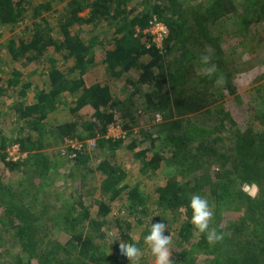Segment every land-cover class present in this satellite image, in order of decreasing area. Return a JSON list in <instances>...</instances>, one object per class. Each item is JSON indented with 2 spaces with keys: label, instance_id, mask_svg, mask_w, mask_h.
Segmentation results:
<instances>
[{
  "label": "trees",
  "instance_id": "16d2710c",
  "mask_svg": "<svg viewBox=\"0 0 264 264\" xmlns=\"http://www.w3.org/2000/svg\"><path fill=\"white\" fill-rule=\"evenodd\" d=\"M231 13L237 16L242 33L252 18L261 22L264 33V0H242L240 7L235 0H0V35L7 29L4 44L10 61L33 65L28 74L40 77L32 82L0 56V149L16 144L26 153L24 160L12 161L0 150V161L9 168L31 166L40 184L46 182L51 168L81 164L86 166L85 173L104 175L111 190L107 200L93 201L85 199L92 192L78 193L69 205H59L64 211L55 220L59 219L56 225L65 237L51 239L41 232L43 223L37 222L30 207L0 178V221H7L15 237L13 245L19 248L11 256L0 249V264H126L119 257L120 242L141 247L131 228L135 226L142 238L158 221L165 222L166 228L177 221V240L184 241L197 232L191 223L190 200L193 195L203 196V183L210 184L207 196L216 197L213 220L205 233H197L195 242L175 257L177 264H196L195 253L199 252L209 254L203 258L204 264H264V111L254 114L246 129L223 128L228 135L213 137L215 131L224 130L193 125L188 117L223 96L217 94V88L211 90L213 82H224L228 93L236 92L231 73L225 71L222 49L215 52L191 44L197 36L194 32L200 31L214 48L218 40L211 35L214 24ZM154 17L167 28L160 47L147 30ZM255 44H264V34ZM171 50L185 58V63L169 59ZM198 53L210 55L220 75L208 76L205 71L199 75V60L187 57ZM95 66L103 73L87 82L85 75ZM197 77L212 83L181 91L185 81ZM117 80L123 99L112 88ZM262 96L257 93L253 99ZM60 105L68 106L69 119L45 123L46 114ZM133 107L162 116L165 133L150 134L148 147L140 148L141 141L129 131L139 118ZM10 116L16 122L13 133L6 126L3 131L1 125ZM188 123L191 125L186 126ZM113 124L126 133L107 136L108 126ZM82 132L84 136H80ZM199 136L200 141H194ZM48 137L59 142L94 138L101 155L90 169L92 157L80 147H68L63 154L43 151L50 144ZM119 148L131 151L139 163L141 177L133 184L125 182L127 173L112 159ZM55 155L56 160L51 158ZM162 161L172 174L162 184L148 187L143 178H153ZM213 165L216 171L210 177ZM244 182L256 185L254 195L243 189ZM56 192L58 195L59 190ZM121 192L130 203L126 216L114 220L116 231L110 235L115 234V241L110 244L102 227L113 198ZM226 208L235 210L237 218L220 227ZM213 229L222 238L210 244L207 232Z\"/></svg>",
  "mask_w": 264,
  "mask_h": 264
},
{
  "label": "rangeland",
  "instance_id": "374dc122",
  "mask_svg": "<svg viewBox=\"0 0 264 264\" xmlns=\"http://www.w3.org/2000/svg\"><path fill=\"white\" fill-rule=\"evenodd\" d=\"M32 1L35 3L38 2V0ZM235 1L236 5L240 7V4H242V0ZM236 17L237 16L234 13H231L228 17L217 20V22L214 24L215 27L214 30H212L214 33L211 32V35L213 38L218 37L214 48L208 41L206 42V39L202 37V34V36L200 35V31L194 32V35H197L195 40H191V44L194 48H198V44H201L215 52L218 51V49H222V51L224 52V58L227 62L225 71H229V73H231L232 82L236 87V92L234 94L228 93L224 88V86H226L223 85L224 82H213V84H211V90L214 91V89L217 88V94L220 95L221 93H223V96L218 97L217 102L209 104L207 108L199 112L189 114L188 117L193 125H200L209 128L215 126L222 129L226 128L227 130H234L238 126L243 130L249 126V124L251 123V118H254V114H259L264 111V87L261 86L264 85V44H260L257 46L255 44L259 39V36L264 34L261 26L262 24L261 22H256V20L254 21V18H252L250 24H248L249 28H247V31L244 32L246 35L245 37H243L244 33L239 30L240 22L236 19ZM234 24H236V26ZM205 31L209 33V31H207L206 29ZM8 35L9 34L7 29H5L3 35H0V56L3 60L9 63L11 67H17L18 69H21L25 74H27V76L29 75L28 78L31 79L32 82L36 83L40 78L39 75L36 73L28 74L32 70L33 65L21 64V62L19 61L12 63L10 61L9 54L5 51L6 48L4 44V42L8 38ZM213 55L215 56V54ZM178 56L180 57V59ZM201 56L202 54L199 55V53L196 56L194 54L187 56L190 59L194 57L195 59L199 60L197 62L199 66L201 64L200 69H197V73L199 75L200 73L205 71L204 64L202 62L200 63ZM168 57L175 63H185V58H181V55H179V53L176 54L172 52V50L168 54ZM212 63L213 62L211 61V64ZM102 73L103 70L99 66L93 67V69L88 71L85 75L87 82H91L94 79L100 78ZM213 74L220 75L219 68ZM204 79L205 78L197 77V79H190L193 80L191 82L185 81L183 83L184 85L182 86L183 89H181V91H188L193 87H197V89L199 90L201 89V84L208 85L209 82L212 83L209 79ZM112 85L114 93L120 99H123L125 95L122 94L120 88V80L114 81ZM255 87H259V89L261 90L257 91ZM257 93L263 94L260 100L253 99L254 95ZM241 94H243V96H241L239 100L236 99V95ZM132 109L139 114V118L137 124L129 129V131L132 135L137 137L139 141H141V143L139 144L140 148L148 147L150 144V139L148 136L150 134L156 136V133H160V135L162 136L165 133L162 125V116L155 112L144 113L140 108L133 107ZM89 113L90 111L87 110L84 114L87 115ZM69 117L70 114L68 112V106L60 105L55 110L49 111L46 114L44 121L45 123L52 124L68 120ZM119 118L120 117H118V121L121 122V119L119 120ZM2 120L6 121L5 123L3 121L1 123V125L3 126L2 130L4 131V126H6L7 130L10 133H13L12 129H14L16 126L14 118L10 116L9 118H3ZM188 125L191 124L188 123L186 126ZM106 133L107 136L117 137L124 135L126 133V130L121 129L119 124H113L108 126ZM223 133L228 135L226 130L215 131L211 137L215 135L221 136L223 135ZM84 134L85 133L82 132L80 136H84ZM200 139L201 137L199 136L198 139L195 138L194 141H200ZM61 141L62 142H59L55 138L48 137L46 142L50 144L45 146L43 151L51 154L59 150L63 154L69 151V149H67L68 147H80L82 149V152H86L92 157V163L89 167L90 169L94 167L95 162L101 155V150L96 147L94 138H71L63 139ZM159 141L160 139L156 140L155 143L157 144L159 143ZM0 150L6 153V159H12V161H22L26 158V153L20 150L16 144L8 145L4 149ZM51 158L56 160L58 157L55 155ZM64 159L66 160L67 158L63 157V160ZM112 159L114 160V163L116 165H119L127 173L125 182L133 184V182L140 179L141 175L139 171V163L137 160H135V157L131 151H126L119 148L114 153V156H112ZM67 163L69 164V162ZM84 167L86 166L79 164L76 166L72 165L68 168H51L52 170H49V177L46 179V182L41 181L40 184L39 179L37 175L32 171L31 166L26 167L25 165H20L15 168H9L7 165H5V163L0 161V178L5 185L9 186L7 188L15 194V197L21 198L22 201L30 207V210L34 214L37 222L43 223L41 225V232L49 236L51 239H60V237H65V235L60 234L58 225H56L60 222L58 219L57 223L55 219L58 218L64 211L62 208H58L59 205H69V201H71V199H75L78 193L88 194L89 192H92V196L86 195L85 199H94L93 201L101 198L107 200L109 198L111 190H109V188L107 187L109 185V183L107 182L108 180L103 179L104 175H101L97 172L85 173L84 169L86 168ZM215 171L216 165H213L209 168L210 177L214 175ZM70 172L71 175L69 174ZM170 174H172L170 172V167H168L166 163L162 161L159 168L155 172V176L153 178L150 177L149 179L143 178V181L145 183L147 182V185H160L162 184V182H164L163 180ZM244 186H247L248 188L245 189ZM148 187L150 186L148 185ZM242 187L251 195H254L257 191V187L255 184L249 185L244 182ZM201 188V194L203 193V196L201 197L207 199L210 210L212 211L213 206L216 205V197L212 193L210 196H207V194H209L210 184L203 183V186ZM217 189L218 188L216 187V190ZM56 190H59L58 195ZM251 190L252 192H250ZM129 203L130 202L127 198V195L123 194V192H121L120 195H116L111 202V212L107 215L106 223L102 227V231H104L105 234H108V236L106 237L107 241L110 244L115 241V234L110 235L112 231H116L114 227V220L117 217L126 216L125 213L127 212ZM56 213L58 214V216H55ZM167 218L170 219V215L167 216ZM235 218H237V212L231 208H226V210L222 212V216L219 219V226L224 227L226 224V220ZM212 220L213 219L211 217L209 221L210 224ZM177 225V221L173 222L172 228H174L175 230H173L171 227H168L166 228V231L164 233V235H168L170 237L169 258L172 264L179 263V261L176 260L175 257L178 258L182 249L187 250L190 243L192 244L195 242V235H197V232L194 231V236L188 237L184 241L179 242L177 240L178 236L176 233ZM0 227L3 228L2 230L0 229V249L6 251L9 256L17 255L19 252V248L17 245H13L15 237L11 234L12 230L11 228H8L7 221H0ZM137 230L135 226H133L130 230L134 238H136L137 240L140 239L141 244V247H139V249H141L142 255L140 256L136 264H155V257L152 255L149 245L145 243V237L147 236V234H144V236L140 238L138 236ZM227 231L228 233H230L231 231V228H229L228 226ZM117 237L118 236L116 235V238ZM195 255L196 264H204L203 258L209 257V254H205L202 252L195 253ZM121 261H124L126 264H132V262L130 260H127L126 258H121Z\"/></svg>",
  "mask_w": 264,
  "mask_h": 264
},
{
  "label": "clouds",
  "instance_id": "9594fccd",
  "mask_svg": "<svg viewBox=\"0 0 264 264\" xmlns=\"http://www.w3.org/2000/svg\"><path fill=\"white\" fill-rule=\"evenodd\" d=\"M201 62L207 65L205 73L208 76H212L217 71L215 65L211 64L212 57L208 54L201 56ZM219 82V81H218ZM190 207L192 209L191 223L194 225L197 233H205L209 228V221L213 216V212L210 210L209 203L206 198L200 195H193L190 200ZM166 223L158 221L150 225V232L145 237V243L149 245L152 255L155 257V264H172L170 260V237L164 235L166 231ZM222 237L218 235L213 229L207 232V241L211 244ZM119 256L130 260L132 264H136L142 255L141 249L137 248L135 244L126 245L120 242L118 249Z\"/></svg>",
  "mask_w": 264,
  "mask_h": 264
},
{
  "label": "built area",
  "instance_id": "2783aa9c",
  "mask_svg": "<svg viewBox=\"0 0 264 264\" xmlns=\"http://www.w3.org/2000/svg\"><path fill=\"white\" fill-rule=\"evenodd\" d=\"M147 30L151 34L152 40L158 47H160L162 40L167 36L166 26L162 22L158 21L156 17H154L150 21V25Z\"/></svg>",
  "mask_w": 264,
  "mask_h": 264
},
{
  "label": "water",
  "instance_id": "95a60500",
  "mask_svg": "<svg viewBox=\"0 0 264 264\" xmlns=\"http://www.w3.org/2000/svg\"><path fill=\"white\" fill-rule=\"evenodd\" d=\"M244 187H245V189H247V188H248L247 186H244ZM250 192H252V190H251Z\"/></svg>",
  "mask_w": 264,
  "mask_h": 264
}]
</instances>
